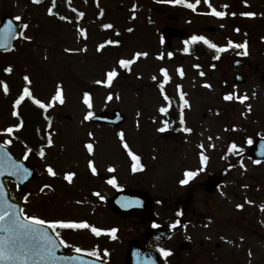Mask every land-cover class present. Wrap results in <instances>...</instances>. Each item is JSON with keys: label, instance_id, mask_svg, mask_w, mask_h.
Instances as JSON below:
<instances>
[{"label": "rangeland", "instance_id": "obj_1", "mask_svg": "<svg viewBox=\"0 0 264 264\" xmlns=\"http://www.w3.org/2000/svg\"><path fill=\"white\" fill-rule=\"evenodd\" d=\"M210 3L228 15L223 19L200 15L211 11L203 0L195 12L157 0H71L70 4L67 0L66 9L77 17L60 20L47 13L52 0H42L40 4L32 0H0V17L20 16L22 19L17 21L20 26L29 25L21 31L32 37L31 41L18 38L12 51L0 56V81L9 86L5 94L0 83V140L5 139L4 129L16 124L11 114L24 87L30 89L34 98L51 104L47 108L50 117L47 128L53 144L44 149L45 156H39L35 164L30 163L33 161L28 154L26 162L37 171V177L24 186L27 201L23 198L22 208L27 214L47 220L87 222L86 229L60 230L61 239L71 246L69 250L98 249L109 264H124L127 245L136 240L147 248L172 251L171 256L162 260L163 264H228L224 259L228 253L232 257L230 264H264V211L261 210L264 164L254 163L248 157L250 147L243 142L264 130V126L253 124L248 118L264 104V84L260 81L264 74V0H246L247 6L245 0H210ZM225 4L229 5L227 9L222 7ZM73 8L77 11L73 12ZM248 11L256 15H240ZM78 12L84 16L79 17ZM233 12L237 15L232 16ZM168 20L187 36L203 35L220 47L229 40L237 44L248 40V55L238 54L244 49L228 48L219 54L212 49L211 54L200 52L196 58L186 57L181 38L173 41L169 57L160 40V30ZM104 24L113 27L106 29ZM78 28L85 34L81 35ZM208 28L213 32L209 33ZM237 28L239 32L235 31ZM110 40L119 43L109 44ZM101 44L104 47L98 51ZM137 52L148 55L136 58L130 70L118 68V60L134 59ZM241 57L251 68L244 75L245 83L234 86L233 73L242 69H234L232 60ZM8 67L13 69L10 74L4 71ZM113 67H117L118 76L110 87L95 83L104 80L105 73ZM162 68L167 69L170 77L167 82L160 72ZM179 69L183 70V76ZM25 75L31 84L23 80ZM153 76L157 77L156 81L152 80ZM160 83L165 84L164 92L173 102H181V93L188 101L180 128L167 126L164 132L158 130L165 122L169 123L168 112L159 110L166 108L157 90ZM205 84L211 87H204ZM57 86L62 88L63 104L52 101ZM85 92L90 94L91 109L83 103ZM109 94L113 96L110 101ZM229 94L233 98L225 100L224 96ZM245 95L247 100L237 99ZM114 109L126 117L119 130L84 119L88 111L94 115ZM7 121L9 124H4ZM120 132L124 133L123 141ZM26 135L34 140L29 126ZM230 141L236 149L232 150L233 157L227 159L223 156L231 154V150L223 149ZM120 142H126L131 151L142 157L144 169L141 170L140 164L136 171L129 168ZM88 143L93 145L91 153L86 148ZM8 148L21 156L17 144L12 143ZM236 154L243 155L240 166L234 164L223 172V167L231 165ZM202 155L207 157L203 164ZM90 161L99 177L91 172ZM47 166L56 175H49ZM185 171H195L197 175L187 185H181ZM67 173H75L71 182L64 178ZM209 177H221L210 194L204 188ZM110 179L115 180V186L107 182ZM7 184L15 196V186ZM121 187L149 193L155 202L154 222L162 228L182 218L169 240L157 243L147 239L150 223L136 218L119 219L109 210L108 200ZM97 192L103 200L95 195ZM92 227L104 231L96 236ZM112 228L117 229L115 239L107 235ZM93 240H101L105 250L93 247ZM180 243H189L191 250L178 252ZM215 244L220 245L217 251ZM215 257L219 261L214 262Z\"/></svg>", "mask_w": 264, "mask_h": 264}, {"label": "snow or ice", "instance_id": "obj_2", "mask_svg": "<svg viewBox=\"0 0 264 264\" xmlns=\"http://www.w3.org/2000/svg\"><path fill=\"white\" fill-rule=\"evenodd\" d=\"M42 0H32V3L34 4H40ZM68 3H71V0H68ZM157 3H169V4H175V5H182L188 9H191L193 12L196 11L197 6L200 5L201 0H195V3H190L188 0H157ZM203 3L211 9L210 12L205 13H199L200 15H210L219 19L225 18L228 13L225 11H218L216 7L210 3V0H203ZM246 4V0H245ZM247 6V4H246ZM57 7V0H52L51 6L47 9V13L49 16L56 15V13L53 11L54 8ZM223 8L227 9L229 5H223ZM135 11V6L132 9ZM73 12H76L77 10L75 8L72 9ZM79 17H83V12L77 13ZM103 13L101 12V15ZM232 16L237 15V13L233 12L231 13ZM240 15L246 16V17H254L256 15L255 12H242ZM22 18L20 16H16L15 20L20 21ZM60 20H67L68 18L64 15L59 16ZM22 29L27 30L29 25L27 23H24L20 26ZM104 28H112V24H104ZM221 27H224L222 24ZM78 32H80L81 35H84V30L78 28ZM129 32L132 31L131 28L128 29ZM235 31L239 32V29H235ZM3 34L9 38L16 35V29L13 27V20H8L7 23L3 27ZM119 35V33H117ZM19 37L22 40L25 41H31L32 37L25 34V31L19 32ZM196 42H203L204 45H207L208 48L214 49L217 54L227 51L228 48H237V49H244L242 55H248L247 52V42L237 44L233 41L229 40L228 44L224 47L217 46L215 43L210 42L205 36L203 35H192L190 40H185V48L184 51H188V45L194 44ZM109 44L116 43L118 44L119 41H108ZM161 43H163V40H161ZM0 47L7 48L8 45L6 43H0ZM104 47L103 44H101L98 47V51ZM66 51H68L66 49ZM148 54L146 52H137L134 54V59H120L117 62V66L120 69L130 70V65H132L135 62L136 58H139L141 56L146 57ZM168 56L171 57L172 53H168ZM159 58H163L162 56ZM216 59L219 58V55L215 57ZM195 67H199V65H196ZM214 67V66H213ZM4 71L6 73H11L13 69L11 67L5 68ZM179 74L181 76L184 75L183 70L179 69ZM160 72L164 78V81L167 82L170 80V77L168 75L167 69H160ZM201 76L204 75L203 72L200 73ZM118 76V70L117 67H113L109 71L105 73V79L104 80H97L95 81L96 84H103L105 86L110 87L114 78ZM23 80L27 84H31V80L29 76L25 75L23 77ZM153 81L157 80L156 76L152 77ZM0 83L3 84V91L5 94L9 92V86L7 83L0 81ZM159 89L161 90V94L164 95V99L167 101L169 100V97L164 94V88L165 84L160 83L158 84ZM179 88V85L177 86ZM204 87H211L210 85L205 84ZM28 98L32 101L33 104L37 105L40 109L47 110L48 107L51 106V104L46 105L45 103L41 102L39 99H36L32 96V93L28 87H24L22 93L19 95V98L15 100V103L13 105V108H17L21 105V103L25 100V98ZM117 99L119 97H116ZM233 98L232 94L225 95V100H231ZM113 96L109 94L107 96V100H112ZM180 99L183 101L185 105L188 104V101L184 99V94L181 93ZM237 99H240L241 102L244 100H247V95L243 97H237ZM52 101L56 102L58 101L60 104L64 103L63 99V93L62 88L60 86H57L55 95L52 97ZM83 103L89 108H92V104L90 102V94L88 92H85L83 94ZM160 112L166 113L167 108L161 107ZM251 110V107L249 106V111ZM13 116H18L19 113L17 111H13ZM93 116V113L91 111H88V113L84 116L85 120L91 119ZM47 120L48 117H45ZM180 124H184V115L183 110L180 112ZM167 122H165L166 124ZM50 124V122H49ZM23 127V121H21L16 126H9L4 129L3 134L11 136L14 132H18L20 128ZM161 132H164L166 130L165 127H161L158 129ZM185 131H191V129H185ZM91 135V133H89ZM120 136L121 141L124 140V133L120 132L118 134ZM46 143L48 146H52L53 141L51 136H48L46 138ZM249 144H252V140H248ZM12 144L11 139H7L3 142V144H0V175H3L5 171L8 172L9 175L19 178L21 181L27 180L29 176H31V171L29 168H26L22 163L12 158L11 155L8 154L7 151H5V147L7 145ZM124 147L127 149L128 145L125 143ZM26 151L24 153V159H28V154L33 151L31 147H28L25 145ZM87 150L91 153L93 150V145L91 143L86 144ZM232 149H236V145L233 144L231 146ZM261 155H264V144L261 145ZM38 154L41 158L45 156V152L43 148H40L38 151ZM131 155V152L129 153ZM134 160H138L139 158L136 156H133ZM207 160V157L201 156V163H205ZM254 163H260L259 160L254 161ZM243 166V165H242ZM89 167L91 168V171L93 174L97 173V169L93 166L92 162H89ZM142 170V165L140 166ZM114 169H109V171H113ZM137 170V166L133 165V171ZM46 172L49 175H56L53 168L51 166L46 167ZM75 173H67L65 175V179L69 182L72 181L73 176ZM197 175V172L195 171H185L184 173V179L180 181L181 185H187L190 181V179L194 178ZM109 184H112L115 186V180L110 179L107 181ZM50 185H44V188H49ZM44 188L41 189V191L44 190ZM96 196H98L101 200L104 199L100 195V193H95ZM25 201H27V197L24 198ZM132 201H127L122 204V206L127 207L129 204H131ZM135 203H139V201H136ZM250 203V202H249ZM237 208L242 209L243 205H237ZM261 210L264 211V206H261ZM177 215H182V213H177ZM180 224V221H175L171 227L176 228ZM153 228H158V224H153ZM89 228V225L87 222H70V221H64V220H47L35 215L27 214L24 210V208L18 206L15 203L10 202L8 194L5 192L4 186L0 185V264H85V261L82 259L81 256H58L57 250L60 248L61 245H63L65 248L71 247L68 245L63 239H61V233L57 229H86ZM49 229L52 230V233L49 232ZM91 231L96 236H100L104 230L92 227ZM117 232L116 228H112L107 232V235L111 236L112 239H115V233ZM75 253H82L87 256H95L99 259V253L96 250L87 251L84 252L80 247H75L72 249ZM159 253L161 256L167 257L170 256L172 253L170 250H166L163 247L159 248ZM108 252H104V256H107ZM139 256V253H138ZM249 256H251V252H249ZM145 264H155V261L152 260L150 257L145 261Z\"/></svg>", "mask_w": 264, "mask_h": 264}, {"label": "water", "instance_id": "obj_3", "mask_svg": "<svg viewBox=\"0 0 264 264\" xmlns=\"http://www.w3.org/2000/svg\"><path fill=\"white\" fill-rule=\"evenodd\" d=\"M11 18L9 17H3L0 23V43H6L8 45L7 48L0 47V51H9L12 47V43L15 39V36H12L11 38L5 36L3 34V27L7 23L8 20ZM12 20V19H11ZM13 27L16 29V26L13 21ZM209 31H213L212 29H209ZM161 36L165 43L167 44L168 47H170V42L173 37H181V33H179L175 29L171 28H164L161 31ZM243 79L239 76L236 75L234 77V83L235 84H240L243 83ZM262 81L264 82V77L262 78ZM90 122L96 123V124H101V125H108L114 128L120 127L122 124L125 122V117L124 115L118 111L114 110L111 114L108 113H101L99 115H95L90 119ZM252 156L259 160H264V155L260 157V155H256L254 152L252 153ZM14 159V158H13ZM25 166V165H24ZM26 168H29L31 171V176L28 177L27 180L21 181L19 178L17 182V188L19 190V195L15 199H11L9 197L10 202L17 204L20 206V201L23 196L24 192V186L28 181H32L37 177V173L30 167L25 166ZM218 178H210L209 182L207 183V190L210 192L211 188L214 187V185L218 182ZM2 177L0 175V185H3ZM5 192L7 193L6 188L4 187ZM8 194V193H7ZM127 201H132L129 206L124 207L122 206L123 203ZM136 201H139V203H135ZM153 202L152 199L149 197L147 194H143L141 192L137 191H123L119 194H117L109 203L110 208L117 214L124 215L125 217H130V216H137L140 217L141 219L145 221H152L153 220ZM50 232V231H49ZM51 233V232H50ZM170 234V229L166 230H151L149 231V237L154 238L157 241H165ZM189 248V245L187 244H182L180 246V250L183 251L185 249ZM218 248V246H217ZM139 253V256H138ZM57 255L58 256H77L79 254H73V253H68V252H63L62 247L57 250ZM82 257V259L85 261V264H101L99 261L97 262L96 260H93L89 257L79 255ZM151 258L152 260L155 261V264H162L161 260L159 258V255L151 250L147 249L145 247H141L137 244L136 241H133L129 244V249H128V255H127V262L126 264H145V261L148 258ZM105 264V263H104Z\"/></svg>", "mask_w": 264, "mask_h": 264}, {"label": "flooded vegetation", "instance_id": "obj_4", "mask_svg": "<svg viewBox=\"0 0 264 264\" xmlns=\"http://www.w3.org/2000/svg\"><path fill=\"white\" fill-rule=\"evenodd\" d=\"M167 22H168V21H167ZM167 22L165 23L164 26L169 25V23H167ZM185 35L187 36L186 32H185ZM186 57H189V56H186ZM241 61L243 62V64H241L240 69H242L241 74L244 76L247 72H250L251 64H250L248 61H246L245 58L242 59ZM254 71L257 72V71H258V68L256 67ZM260 107H261V106H260ZM248 118H249V120H250L253 124H259L260 126H261V125L264 126V104L262 105L261 108L258 109V112H257V113H255L254 115H253L252 113L249 114ZM30 127L33 128L32 123L30 124ZM34 132H35V130H34ZM262 134H264V132H263ZM252 144H253V143H252ZM251 146H252V145H251ZM251 146H250V147H251ZM224 259H225V261H226L228 264H230V263H231V260H232L231 254L228 253V254L225 256Z\"/></svg>", "mask_w": 264, "mask_h": 264}, {"label": "trees", "instance_id": "obj_5", "mask_svg": "<svg viewBox=\"0 0 264 264\" xmlns=\"http://www.w3.org/2000/svg\"><path fill=\"white\" fill-rule=\"evenodd\" d=\"M179 115H180V110L179 109H177V107L176 106H174V108L172 109V112H171V114H170V117H171V119L174 121V123L176 124V120H178L179 119ZM40 118V115H39V117H37V119H39ZM32 134V137L35 135L34 134V129L32 128L31 129V131H30V135ZM28 136V135H27ZM29 137V136H28ZM125 142H123V144H124ZM127 150V149H126Z\"/></svg>", "mask_w": 264, "mask_h": 264}]
</instances>
